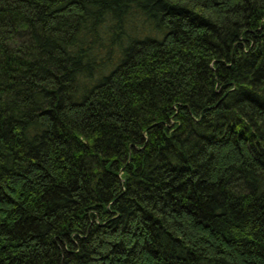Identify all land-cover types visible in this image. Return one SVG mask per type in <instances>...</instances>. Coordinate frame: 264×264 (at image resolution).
Instances as JSON below:
<instances>
[{
    "label": "trees",
    "instance_id": "trees-1",
    "mask_svg": "<svg viewBox=\"0 0 264 264\" xmlns=\"http://www.w3.org/2000/svg\"><path fill=\"white\" fill-rule=\"evenodd\" d=\"M0 264H264V0H0Z\"/></svg>",
    "mask_w": 264,
    "mask_h": 264
}]
</instances>
